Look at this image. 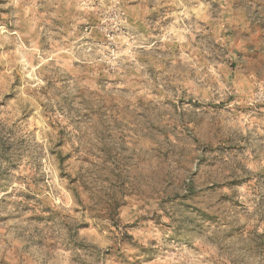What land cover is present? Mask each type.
I'll list each match as a JSON object with an SVG mask.
<instances>
[{"label": "clouds", "instance_id": "9594fccd", "mask_svg": "<svg viewBox=\"0 0 264 264\" xmlns=\"http://www.w3.org/2000/svg\"><path fill=\"white\" fill-rule=\"evenodd\" d=\"M0 264H264V0H0Z\"/></svg>", "mask_w": 264, "mask_h": 264}]
</instances>
